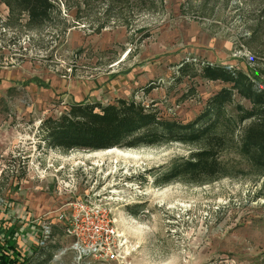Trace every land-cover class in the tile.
<instances>
[{
    "label": "rangeland",
    "instance_id": "rangeland-1",
    "mask_svg": "<svg viewBox=\"0 0 264 264\" xmlns=\"http://www.w3.org/2000/svg\"><path fill=\"white\" fill-rule=\"evenodd\" d=\"M52 1L51 15L31 22L16 0H0V232L18 227L19 264H78L63 253L61 225L44 241L32 227L45 221L40 208L58 212L85 190L111 201L133 249L128 264H264V168L254 160L264 140V0ZM209 63L240 83L203 77ZM32 77L50 86L25 85ZM225 88L232 95L214 103ZM120 97L179 124H212L225 138L222 171L159 179L205 139L121 155L45 139L46 118Z\"/></svg>",
    "mask_w": 264,
    "mask_h": 264
},
{
    "label": "trees",
    "instance_id": "trees-1",
    "mask_svg": "<svg viewBox=\"0 0 264 264\" xmlns=\"http://www.w3.org/2000/svg\"><path fill=\"white\" fill-rule=\"evenodd\" d=\"M20 9L29 16L31 22L43 21L54 10L52 0H16ZM191 64L180 69L184 73ZM202 75L205 78L232 82L234 86L240 83L242 74L234 77L230 70L207 64ZM37 83L41 87H49L39 77L25 81ZM155 86L145 88L149 93ZM232 95L225 88L217 94L213 102L221 105ZM179 124L164 119L158 110L146 107L136 99L120 97L115 102L101 103L99 101H79L63 110L59 117L46 118L42 128L46 132L47 142L53 148L64 150H106V148L151 146L166 141H196L205 139L207 146L196 153L190 160H184L174 165L170 171L161 176L162 182L179 177L189 176L192 180L200 177H212L222 171L219 150L225 144V138L212 132L213 125ZM259 155L254 156L257 164L264 168V140H259ZM19 238L11 227L6 228L3 236L0 234V264H19L24 258Z\"/></svg>",
    "mask_w": 264,
    "mask_h": 264
},
{
    "label": "built area",
    "instance_id": "built-area-1",
    "mask_svg": "<svg viewBox=\"0 0 264 264\" xmlns=\"http://www.w3.org/2000/svg\"><path fill=\"white\" fill-rule=\"evenodd\" d=\"M80 195L65 202L67 210L59 216L67 222L65 233L72 239L69 249L74 252V261L78 264H128L133 249L118 227L111 201L88 190ZM42 224L40 240H49L52 223L43 221Z\"/></svg>",
    "mask_w": 264,
    "mask_h": 264
},
{
    "label": "crops",
    "instance_id": "crops-1",
    "mask_svg": "<svg viewBox=\"0 0 264 264\" xmlns=\"http://www.w3.org/2000/svg\"><path fill=\"white\" fill-rule=\"evenodd\" d=\"M61 197H62V195H60ZM61 197H58V195H57V199L58 200H62L61 199ZM66 201L64 200L63 201V204L62 205H60L58 208V212H55V210L54 211H47L46 210V208H45V210H44V208H40V210L39 211H37V214L36 215H42V214H44V218H45V221H50L52 224H57V225H61L63 228H62V233H63V239L65 238V239H67V240H69L68 241V245L70 246V244H71V242H72V239H71V237L70 236H68L66 233H65V226H66V224H67V222H66V220H62L59 216L60 215H62V213H63V211H66L67 210V207H66V203H65ZM46 212H48V213H50L51 215H49V214H45ZM51 212H53L54 214H52ZM54 216V217H53ZM23 216H21V218H22ZM32 221V220H31ZM48 223V222H47ZM54 226V225H53ZM9 227H11V229H14V231H15V234L17 235V238H19V239H21V237H20V234H19V232L17 233V229H18V227H16L14 224H9V226H7L6 228H9ZM42 227H43V224L42 223H39V222H35V224H33V230H32V233H33V237H35L36 239H40L41 237H42V233H41V229H42ZM6 228H5V230L3 231V233H5L6 232ZM3 233H1L0 232V234H1V236H3ZM34 238V239H35ZM20 247H21V249H22V245H21V243H20ZM70 247H68L67 248V250L64 252L65 253V255L67 256V258H69V257H71L72 256V259L74 260V252L72 251V250H70L69 249ZM65 250V249H64ZM22 251H23V249H22ZM63 254V253H62ZM64 255V254H63Z\"/></svg>",
    "mask_w": 264,
    "mask_h": 264
},
{
    "label": "bare ground",
    "instance_id": "bare-ground-1",
    "mask_svg": "<svg viewBox=\"0 0 264 264\" xmlns=\"http://www.w3.org/2000/svg\"><path fill=\"white\" fill-rule=\"evenodd\" d=\"M106 153H108V154L114 153V154H118V155L123 154L122 151L118 147H114V148H106V150H97L96 155H105ZM116 192H118V191H116Z\"/></svg>",
    "mask_w": 264,
    "mask_h": 264
}]
</instances>
